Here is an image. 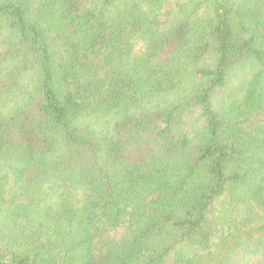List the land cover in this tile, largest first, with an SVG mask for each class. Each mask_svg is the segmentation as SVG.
<instances>
[{
	"label": "trees",
	"instance_id": "1",
	"mask_svg": "<svg viewBox=\"0 0 264 264\" xmlns=\"http://www.w3.org/2000/svg\"><path fill=\"white\" fill-rule=\"evenodd\" d=\"M0 264H264V0H0Z\"/></svg>",
	"mask_w": 264,
	"mask_h": 264
}]
</instances>
